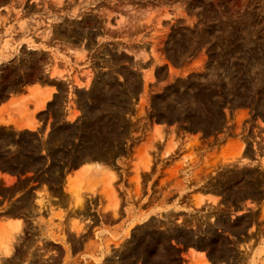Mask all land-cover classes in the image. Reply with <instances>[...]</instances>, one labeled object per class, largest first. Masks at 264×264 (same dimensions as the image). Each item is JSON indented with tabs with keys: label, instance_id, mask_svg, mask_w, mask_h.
<instances>
[{
	"label": "rangeland",
	"instance_id": "rangeland-1",
	"mask_svg": "<svg viewBox=\"0 0 264 264\" xmlns=\"http://www.w3.org/2000/svg\"><path fill=\"white\" fill-rule=\"evenodd\" d=\"M5 102L0 264H264V0H0Z\"/></svg>",
	"mask_w": 264,
	"mask_h": 264
},
{
	"label": "crops",
	"instance_id": "crops-1",
	"mask_svg": "<svg viewBox=\"0 0 264 264\" xmlns=\"http://www.w3.org/2000/svg\"><path fill=\"white\" fill-rule=\"evenodd\" d=\"M29 92H30V90H28L27 93L24 94V96L29 95L28 94ZM48 96H50L49 92L47 90H45L44 88H42L40 90V95H39L38 99L36 100V102L32 103V107L30 108L33 116L42 114L44 112L46 104L48 103V101L46 100V98ZM6 105H7V102L2 103L0 105V126H8V124H6V122H5L7 117L4 116V114L2 113V110L5 109ZM1 180L5 181V179H3V178Z\"/></svg>",
	"mask_w": 264,
	"mask_h": 264
}]
</instances>
